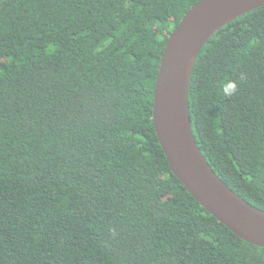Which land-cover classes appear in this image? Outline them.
<instances>
[{"label":"trees","instance_id":"trees-1","mask_svg":"<svg viewBox=\"0 0 264 264\" xmlns=\"http://www.w3.org/2000/svg\"><path fill=\"white\" fill-rule=\"evenodd\" d=\"M199 1L0 2V264H264L183 188L153 127L165 43ZM188 107L209 167L264 211V7L206 42Z\"/></svg>","mask_w":264,"mask_h":264},{"label":"water","instance_id":"water-1","mask_svg":"<svg viewBox=\"0 0 264 264\" xmlns=\"http://www.w3.org/2000/svg\"><path fill=\"white\" fill-rule=\"evenodd\" d=\"M3 0H0V2ZM264 0H200L169 34L153 93L152 122L172 174L210 216L241 240L264 248V211L235 194L209 167L193 137L188 89L206 42Z\"/></svg>","mask_w":264,"mask_h":264},{"label":"clouds","instance_id":"clouds-1","mask_svg":"<svg viewBox=\"0 0 264 264\" xmlns=\"http://www.w3.org/2000/svg\"><path fill=\"white\" fill-rule=\"evenodd\" d=\"M241 78L244 79L245 77L242 76ZM236 92H237V84L234 81H230L224 88V93L226 96L230 97L236 94ZM113 235H115V232H113Z\"/></svg>","mask_w":264,"mask_h":264}]
</instances>
